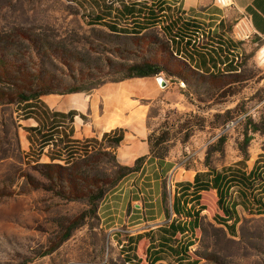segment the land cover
Returning <instances> with one entry per match:
<instances>
[{
	"label": "rangeland",
	"instance_id": "1",
	"mask_svg": "<svg viewBox=\"0 0 264 264\" xmlns=\"http://www.w3.org/2000/svg\"><path fill=\"white\" fill-rule=\"evenodd\" d=\"M81 1L0 0V31L20 35L26 47L25 37L34 35L39 46L38 37H42L60 50L52 54L29 49L32 72L47 82L74 85L71 75L85 87L114 81L123 75L119 66L122 59L134 55L160 64L165 70L155 78L163 77L171 85L152 111L151 143L155 154L174 157L179 164L164 176L161 197L140 177L134 184L143 190L137 187L138 191H132L125 213L118 217L115 210L104 220L101 207L132 174L104 196L97 215H92L79 186L46 176L57 172L52 165L72 166L76 161L71 162L68 153L84 145L65 142L51 151L43 144L56 139L46 138L51 134L26 138L19 124L24 120L21 106L0 107V264H152L147 249L154 243L152 238H160V227L175 218L177 182L190 179L193 170H206L207 157L210 166L220 172H250L264 155V136L247 129L250 121L259 122L264 117L263 62L246 59L240 72L225 78L214 80L187 73L182 80L178 74L185 73L183 64L169 53L167 39L158 28L136 48L107 29L89 26L84 16L89 15L88 10L92 13L95 1ZM12 53L7 52V58L20 63L27 59ZM246 134L252 136L247 161L241 152ZM259 161L264 172V158ZM102 171L111 179L116 168L106 164ZM236 186L228 192L229 205L237 206L240 218L236 237L218 220L223 213L216 191L203 194L201 202L206 210L201 213L191 248L193 260L198 259L199 264H264V215L242 207ZM73 226L75 230L65 240ZM147 233L151 237L145 236ZM128 237L133 242L126 240ZM162 257L156 264H179L169 255Z\"/></svg>",
	"mask_w": 264,
	"mask_h": 264
},
{
	"label": "trees",
	"instance_id": "2",
	"mask_svg": "<svg viewBox=\"0 0 264 264\" xmlns=\"http://www.w3.org/2000/svg\"><path fill=\"white\" fill-rule=\"evenodd\" d=\"M75 1L77 0H71L72 3ZM94 1L93 7L91 8L92 13L88 10L87 14L89 15L84 16L88 19L89 26L107 29L112 35L125 38L136 48H141L140 46H142L145 41H148L147 35L149 32L158 28L167 39L169 53L183 64L182 66L185 73L178 74V77L182 80H186L184 74L187 73L192 75L197 74L202 78H212L214 80L235 75L242 70L246 63V59L251 58L250 56L245 57L243 54L235 57L230 65L232 73L227 75L222 73L202 74L194 70L189 63L183 62L178 58L179 54L175 50V37L177 31H175L173 26L174 21L169 23V25H162V17L166 16V9L162 4L157 2H152L150 4L147 2L127 4L124 0L120 2L116 0ZM82 4L87 9L86 4L83 2ZM171 26L172 28H170ZM34 38V35H27L25 37V40L29 44L26 47L23 46V43L20 41V35L0 31V107H10L13 105L17 107L21 106L23 109L19 112L25 119L28 116L29 104L37 101L42 96L49 94L89 92L103 84H94L91 87H85L81 84V80L79 78L77 79L75 75H71V78L76 81L74 85L47 82L43 78L41 79L36 76L32 72L30 66L32 58L30 57V59H28L30 56L29 49L31 50V48L34 47L35 50H46L47 52H52V54H56V52L59 54L60 50H57L55 45H51L42 37H38L40 42L39 46ZM231 42L234 45L235 43H241L233 40H231ZM229 50H234V48L229 47ZM7 52L8 54L9 52H14L16 55L27 59H23L21 63L17 62L12 58H7ZM118 57L121 58V56ZM134 57L135 58L132 59L121 58L123 62L119 64V66L122 67L121 72L123 75L119 79L114 80V82L132 78L156 77L165 70V68L155 61H150L145 57L138 59L136 55H134ZM234 62L236 64L235 67L233 65ZM168 73L169 75L175 76L172 72L168 71ZM181 84L185 86L184 81H182ZM231 122L229 121L223 128L227 127ZM247 129L248 132L252 134L258 133L264 136V117H262L259 122L250 121V123L247 124ZM35 130L36 129H32V131ZM53 140L50 139L43 144L46 146L53 144L52 150H54V148L64 143V141H60V139H57L55 142H53ZM122 140L123 136L120 134L118 136L114 135L113 137L105 135L100 143L97 141H84L81 144H97L99 147L84 158L75 160L76 162L74 161L75 163L71 164L72 166L69 165L68 168H63L60 165L49 166L52 170L54 169L57 172H53V176H51L50 173H46V176L50 180L56 182L65 180L71 187L72 185L79 186L80 191L85 192L83 199L86 201L89 208L88 212L96 216L98 204L104 196L115 188L123 177L140 171L146 160V158H140L132 167L120 165L112 149L119 146ZM251 141L252 136L248 137L246 134L244 144L241 147V152L245 161L248 160L247 147ZM149 142L153 156L159 159L168 157L163 153H154L151 135L149 137ZM260 158H264V155ZM260 158L256 161L255 168L250 172H220L210 166L209 158L207 157L205 167L208 168V171L206 173L198 174L193 183L178 184V191L176 190L173 203V210L177 218L174 219L170 225L160 229L163 234L162 241L155 243L156 247H153L152 243L150 249L147 251L151 257L154 255L152 264H156L162 260L159 254L169 255L178 260L179 264H199L198 259L195 261L193 260L195 254L191 251V248L196 242L197 230L200 228L201 213L206 210V207L201 202V192L203 191H217L218 205L223 213V216L221 215L218 220L233 237H236V226L240 222V218L236 210L237 206L235 207L234 204H225V200L230 201L231 199L228 193H222V186L223 189L226 188L229 191L234 188L235 185H238L236 187L242 199V207L249 213L254 211L258 215H264V172L263 168L259 167ZM106 164H113L116 168L115 176L111 179L107 178L106 174L102 171L103 166ZM56 174L57 177H55ZM257 188H259V190ZM92 191H97V193H92ZM73 230H75V226L67 230L68 232L65 240L70 237ZM152 240L155 242L154 238H152ZM151 248L152 250L153 248H158V250L151 252ZM126 262H129L128 258H126Z\"/></svg>",
	"mask_w": 264,
	"mask_h": 264
},
{
	"label": "crops",
	"instance_id": "3",
	"mask_svg": "<svg viewBox=\"0 0 264 264\" xmlns=\"http://www.w3.org/2000/svg\"><path fill=\"white\" fill-rule=\"evenodd\" d=\"M125 2L162 4L166 9V16L162 17V25H169L174 21L173 26L177 31L175 50L179 54L178 58L189 63L194 70L202 74L232 73L230 65L234 58L241 54L264 63V0H232L231 6L228 7L217 5L215 0ZM243 18L249 21L254 37L234 45L230 40L231 33L235 24ZM229 47H233L234 50H229ZM233 65L236 66L235 62ZM170 85L168 82L166 88L160 87L155 77L132 78L117 82L108 81L89 92L45 95L29 104L28 116L19 121V124L26 138L38 137V134L47 132L51 135L46 138L60 139L68 144H81L84 141L100 143L105 135L113 137L121 134L122 142L112 149L117 162L122 166L132 167L138 159L146 158V160L140 172L126 177L113 190L115 192L104 207H101L104 208L102 215L106 214L104 220L109 218V212L113 214L115 210L119 212L118 217H120L121 213H125L132 191H138L137 187L141 188V185L134 184L135 180L140 177L142 181L148 180L146 185L151 184L150 189L161 197L164 176L171 173L179 164L174 157L159 159L153 156L149 142L152 132L150 127L152 110L166 97ZM32 129L36 130L32 131ZM93 145L95 148L99 147L97 144ZM46 148L52 151L51 145H47ZM207 171L208 168L204 171L193 170L190 179L177 182L174 198L178 184L193 183L198 174ZM230 190L221 187L223 194L230 193ZM205 192L209 191L201 192L202 197ZM225 204L228 205L229 200H225ZM173 214L176 219L174 210ZM160 229V238L155 240L153 247H156L155 243L162 241L163 234ZM145 236L151 237V233ZM126 240L133 242L131 237ZM151 244L150 242V246ZM157 250L158 248L153 250L151 248V252ZM159 255L163 258V254ZM149 257L151 258V255Z\"/></svg>",
	"mask_w": 264,
	"mask_h": 264
},
{
	"label": "built area",
	"instance_id": "4",
	"mask_svg": "<svg viewBox=\"0 0 264 264\" xmlns=\"http://www.w3.org/2000/svg\"><path fill=\"white\" fill-rule=\"evenodd\" d=\"M215 3L221 7L231 6L232 0H215ZM254 37V33L250 28L249 21L246 18L240 19L234 26L231 33V40L235 42H246ZM229 126V125H228ZM227 126V127H228ZM56 140L54 139L53 142ZM83 147H75L74 151L68 153L69 160L75 161L79 158H84L88 154L95 151V147L92 144H83ZM53 148V144L51 145Z\"/></svg>",
	"mask_w": 264,
	"mask_h": 264
},
{
	"label": "water",
	"instance_id": "5",
	"mask_svg": "<svg viewBox=\"0 0 264 264\" xmlns=\"http://www.w3.org/2000/svg\"><path fill=\"white\" fill-rule=\"evenodd\" d=\"M157 81L162 88H166L168 85V82L163 77H158Z\"/></svg>",
	"mask_w": 264,
	"mask_h": 264
}]
</instances>
